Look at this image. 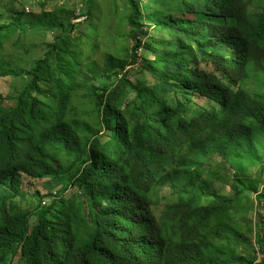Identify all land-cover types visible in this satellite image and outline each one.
<instances>
[{
	"label": "trees",
	"instance_id": "trees-1",
	"mask_svg": "<svg viewBox=\"0 0 264 264\" xmlns=\"http://www.w3.org/2000/svg\"><path fill=\"white\" fill-rule=\"evenodd\" d=\"M57 1L0 13V264H264V0H124L112 51L98 0Z\"/></svg>",
	"mask_w": 264,
	"mask_h": 264
},
{
	"label": "rangeland",
	"instance_id": "rangeland-1",
	"mask_svg": "<svg viewBox=\"0 0 264 264\" xmlns=\"http://www.w3.org/2000/svg\"><path fill=\"white\" fill-rule=\"evenodd\" d=\"M38 0H0V13H4V11L7 12H20L22 10H25L27 12V14H31L33 13L35 16H33V18L36 19H41L39 18L40 14L42 13L43 10H41L40 7L38 8H34V4L35 2ZM98 6L96 7L95 11L92 12L96 15L95 19H91L92 23L95 25H99L100 29L102 30L103 26H101V21L103 19V17H106L107 19V25L106 28H109V33H111V37L109 39V43H107L106 45V49H109L110 51H112L114 48H117L119 46L122 45V43L119 41V38H115L114 33L120 32V29L118 27H116V23L114 22V19L112 18L114 16V7L115 4L117 5V7L119 8V5L122 4V2L124 0H98ZM147 1V5H148V0ZM105 2V3H103ZM63 8H57L58 6H63ZM81 2L80 0H58L55 3H49L47 6V9L45 11H47L48 13H57L59 15V13H63L64 9H75L76 13H80V9H81ZM146 11L147 12H151L149 6H145ZM62 9V10H60ZM120 11L124 10V7H120L119 8ZM157 11V10H156ZM102 13V14H100ZM85 17V16H84ZM83 16L81 17V19L84 18ZM115 17V16H114ZM14 18V17H12ZM122 33L124 34V36H129L130 33V28L126 27L125 29L122 30ZM154 37H157V31H155L154 33ZM50 40V37L47 36V32H37V33H32L30 34L29 38H28V46L32 45V46H36L39 49V51L36 50V48H33V53L30 54H26L24 51H20L17 55L14 51L8 49V53L7 55L12 56V57H6L5 61L9 63H11L13 65V67H17V61H22L24 62V64H20L21 66H24L26 70H30V67L32 65V61H35L39 58H43L45 57V52L41 49V45L48 42ZM131 44V45H130ZM130 44H127V48H132V43L130 42ZM36 50V51H35ZM140 55H144L145 52L144 51H139ZM52 58H54V56H52ZM73 67V65H71ZM9 68H11L9 66ZM133 78V77H132ZM134 79V78H133ZM22 88H24V84H22L21 82V78H18L16 76H7L6 78H1L0 79V95H8L9 97L12 95H15L18 91H20ZM249 86L246 87V89H248ZM8 106H11L12 103L7 102ZM220 160L215 161V165L217 163H219ZM227 162V161H226ZM227 164V163H226ZM228 165V164H227ZM226 169L231 170L230 166L228 165L226 167ZM251 172H253V174H255L256 171L255 168H251L250 169ZM230 177H232L233 172H230ZM70 175H66L63 177H60L58 179H48V180H40L37 181L35 179H26V183L24 185V188H22V190H24V192L28 195H35V191H40L43 194H49L51 193H55V194H60L62 193L64 190L68 189V177ZM184 177V176H183ZM215 175L214 174H207V176L205 178H203V181L196 184V188H198L200 185L202 184H206V183H211L212 179L214 183H217V181L214 180ZM221 177L224 179V175H221ZM185 178V177H184ZM227 179V176L225 178ZM264 184V173L261 176L260 179V189L262 187V185ZM227 191L230 192L229 190V185H227L226 187ZM74 190L72 188H70V190L67 193H71ZM253 197V196H252ZM29 205V204H27ZM256 205V202H254V207ZM26 208V207H25ZM255 211H252L251 213H249V219L254 218L255 216ZM248 215V213H247ZM259 261V260H258Z\"/></svg>",
	"mask_w": 264,
	"mask_h": 264
},
{
	"label": "clouds",
	"instance_id": "clouds-1",
	"mask_svg": "<svg viewBox=\"0 0 264 264\" xmlns=\"http://www.w3.org/2000/svg\"><path fill=\"white\" fill-rule=\"evenodd\" d=\"M54 195H57V194L54 193Z\"/></svg>",
	"mask_w": 264,
	"mask_h": 264
}]
</instances>
